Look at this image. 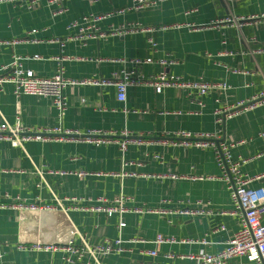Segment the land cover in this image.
<instances>
[{
    "label": "crops",
    "instance_id": "obj_1",
    "mask_svg": "<svg viewBox=\"0 0 264 264\" xmlns=\"http://www.w3.org/2000/svg\"><path fill=\"white\" fill-rule=\"evenodd\" d=\"M131 3L64 0L65 10L56 14L49 0L36 7L0 2V65L20 56L26 70L52 76L61 63L65 77L76 81L64 88L67 107L62 114L51 97H17L11 86L0 88V124L74 132L69 139L47 135L21 146L0 140V199L8 195L14 200L0 210V264H195L191 256L222 251L238 230L239 218L229 212L233 205L212 150L175 145L167 135L221 130L223 139L245 140L235 155L254 157L243 172L252 177L264 173V105L237 113L221 128L215 117L218 108L264 89V50L257 52L264 49V22L241 28L212 25L229 15L263 14L264 0H162L153 7L118 12ZM109 13L99 22L100 38L68 40L63 47L57 42L74 33L67 29L71 21ZM123 27L130 31L116 32ZM149 57L155 62H145ZM124 70L143 77L166 72L227 82L230 88L212 91L199 99L200 105L179 88L156 92L133 84L127 100L120 102L114 86L87 83L112 79ZM96 131L119 138L128 132L143 139L122 154L116 143L94 145L80 139ZM250 186L264 187V177ZM120 193L132 201L119 230L118 214L109 217L90 206ZM187 206L206 213L153 211ZM158 235L173 241L154 243ZM119 238L122 243L111 252H94ZM71 242L85 248L81 259L72 255L74 262L67 260ZM229 264L254 263L235 257Z\"/></svg>",
    "mask_w": 264,
    "mask_h": 264
},
{
    "label": "built area",
    "instance_id": "obj_2",
    "mask_svg": "<svg viewBox=\"0 0 264 264\" xmlns=\"http://www.w3.org/2000/svg\"><path fill=\"white\" fill-rule=\"evenodd\" d=\"M3 1H17L25 3L29 7H36L42 2V0H0ZM162 0H132L131 5L125 7L118 12L123 13L131 10H141L148 7L158 5ZM50 5L54 6V13L58 14L65 10L64 0H49ZM109 14L99 15H85L79 20L71 21L67 25V29L74 31L65 39L57 40L63 47L68 40H88L98 39L103 36V32L99 26V22L105 19ZM262 23L264 22L263 14H252L247 16L229 15L224 18L215 19L212 21V25L215 27H221L225 25L227 27H237L249 23ZM176 26V25H175ZM179 26V25H177ZM176 26V27H177ZM128 27H123L117 30V33L129 32ZM36 32L31 31V34ZM152 49H155L156 42L150 37L148 39ZM226 43L225 40L222 41ZM264 49L257 50L258 53ZM232 55V52H229ZM35 58L40 56L35 55ZM148 63H154L152 57L145 60ZM162 63V61H161ZM76 81L67 79L64 75V67L59 63L57 72L52 76H38L32 70H26L22 63V57L15 56L12 61L8 64L0 65V88L11 86L14 94L19 97L23 94L36 95L51 97L53 104L59 114H62L66 107V97L64 95V88L67 85L75 84ZM91 84H99L103 86H114L116 88V97L118 101L125 102L127 100V91L129 86L133 84H144L152 86L156 92H162L165 88H179L183 90L189 97L202 99L212 91L225 92L230 88L227 82H209L203 79H185L182 76L172 75L166 72H162L157 75H150L143 77L137 75L133 70H124L120 73H115L112 79H92L87 81ZM202 105V101L198 102ZM264 105V89L253 97L245 100L237 101L236 103L226 105L218 108L215 111L216 123L221 128L222 124L226 119L231 118L239 112L252 109L256 106ZM74 132L70 130H64L57 128L55 130H34L24 127L21 123L15 125L8 124L7 122L0 124V140H9L14 146H21L25 141L30 139H41L45 136L60 135L59 138H72ZM221 130L215 133L201 132H181L175 133L169 140L175 145L183 146H198L209 148L212 150L214 159L220 168V178L225 182L229 191L230 199L233 205L231 214L237 215L239 218V228L233 234V236L226 242L225 248L215 254L205 253L202 255L191 256L190 258L195 261V264H229L230 260L235 257H244L247 261L254 264H264V187H251L250 183L258 178L264 177V173L252 177L243 172V166L250 162L254 157H244L242 155H235L234 149L245 143V140L241 141H228L223 139L221 136ZM123 137L119 138L116 135H108V133H102L100 131L90 132L87 135L80 137L84 142L92 143L94 145H103L108 143H116L124 154L129 144L141 143L143 138L133 137L132 134L124 132ZM264 136V131L261 133ZM167 143V142H165ZM258 156V155H257ZM159 159V155L154 156ZM86 173H79L80 176ZM173 179H179L182 176L171 175ZM73 200H76L75 198ZM8 201L11 200L8 195L5 198L0 199V210L9 207L11 204ZM132 198L124 195L123 193L118 194L111 200L101 198L97 204L91 205L90 210L93 212L105 213L107 216H113L118 214L120 221L118 223L119 230L125 226L123 215L131 209L129 202ZM17 206V205H16ZM155 212L176 214L179 216H196L203 215L206 213L205 210L196 207H181L172 208L170 210L154 209ZM227 212L223 211L222 214ZM220 229H224L222 226ZM165 241H173L172 239L166 238L162 235H158L154 243H162ZM122 240L119 238L116 241L101 244L95 247L93 250L99 251L100 253H109L114 247L120 245ZM37 249H42L38 247ZM46 249H49L47 247ZM85 248L74 247L73 243L67 248L70 252L67 260L74 262L73 256L77 259H81ZM92 250V251H93ZM151 255H156V251H151ZM4 255L3 245L0 240V259ZM73 255V256H72Z\"/></svg>",
    "mask_w": 264,
    "mask_h": 264
}]
</instances>
